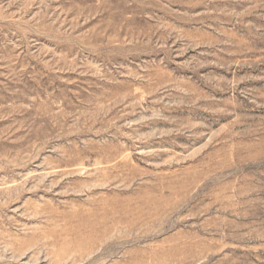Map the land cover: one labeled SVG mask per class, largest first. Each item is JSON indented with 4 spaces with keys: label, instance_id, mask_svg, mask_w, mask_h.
<instances>
[{
    "label": "rangeland",
    "instance_id": "rangeland-1",
    "mask_svg": "<svg viewBox=\"0 0 264 264\" xmlns=\"http://www.w3.org/2000/svg\"><path fill=\"white\" fill-rule=\"evenodd\" d=\"M0 264H264V0H0Z\"/></svg>",
    "mask_w": 264,
    "mask_h": 264
}]
</instances>
